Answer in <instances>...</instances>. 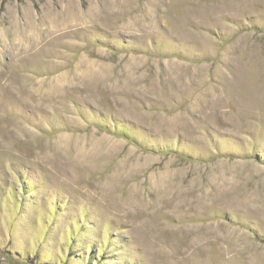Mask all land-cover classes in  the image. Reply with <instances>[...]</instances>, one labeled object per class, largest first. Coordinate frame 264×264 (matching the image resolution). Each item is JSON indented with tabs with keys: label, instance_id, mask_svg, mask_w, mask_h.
Segmentation results:
<instances>
[{
	"label": "rangeland",
	"instance_id": "374dc122",
	"mask_svg": "<svg viewBox=\"0 0 264 264\" xmlns=\"http://www.w3.org/2000/svg\"><path fill=\"white\" fill-rule=\"evenodd\" d=\"M0 264H264V0H0Z\"/></svg>",
	"mask_w": 264,
	"mask_h": 264
}]
</instances>
